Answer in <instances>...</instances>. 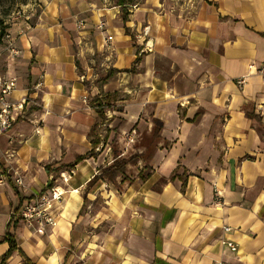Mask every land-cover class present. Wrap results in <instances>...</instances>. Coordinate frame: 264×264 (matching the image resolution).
<instances>
[{"label": "crops", "instance_id": "0c3cea01", "mask_svg": "<svg viewBox=\"0 0 264 264\" xmlns=\"http://www.w3.org/2000/svg\"><path fill=\"white\" fill-rule=\"evenodd\" d=\"M37 1L39 21L10 33L19 54L0 57V73L16 78L10 100H30L0 131V264L7 232L15 248L4 264H264V83L256 72L264 64V0H191L174 12L166 0H139L131 28L141 61L133 74L125 71L135 56L116 7L79 6L94 25L103 11L106 17L92 41L77 38L73 53L60 24H41L58 16L55 0ZM158 57L169 58L170 77L149 66ZM99 66L110 69L101 90H115L116 76L127 95L117 113L123 125L151 131L156 119L161 129L149 177L107 187V207L119 221L114 233L81 244L78 221L94 194L85 188L98 165L89 156L97 114L88 95L98 92ZM68 169L74 174L64 183L59 176ZM51 187L62 192L48 205L54 226L15 216Z\"/></svg>", "mask_w": 264, "mask_h": 264}, {"label": "rangeland", "instance_id": "374dc122", "mask_svg": "<svg viewBox=\"0 0 264 264\" xmlns=\"http://www.w3.org/2000/svg\"><path fill=\"white\" fill-rule=\"evenodd\" d=\"M190 1L191 0H166L165 6L170 12H174L173 7L185 11V4L190 3ZM138 2L139 0H89V3L79 4L75 3L74 0H61L60 2L55 0L54 4L57 3L55 7L58 16L56 14V17L53 16V19H44L45 21L41 24L54 26L55 24H60V27L57 29L62 30L63 32H58L62 38H65L72 48L73 53H75L77 38L81 35H88L90 36L88 37V40L92 41V39L96 38V31L94 28L96 27L95 29L99 31L102 30L105 24L103 19L106 17V13L103 11V14L99 16L98 22L94 25V20H92L87 13L80 11L79 6H83V4H93L91 7L98 6L99 8H104V10H111L113 7H116L121 26L124 29V33L129 37V43L135 56V60L131 62L129 68L125 69V71H130L133 74L137 71L139 60L141 61V58L138 57L139 33L137 30H132L131 28L132 21L137 19ZM121 3H123V5ZM38 4L37 0H0V21L2 22L1 25L6 27L4 30L5 35L0 41L1 45L9 39L12 41L10 33H12L14 27H17L21 23H26V25L31 26V22H33L34 25L39 21L38 18L41 15L42 10L37 6ZM30 14H34L35 16L29 19ZM123 18H126L125 24L123 23ZM79 19L87 21V25L84 29L81 28L83 25L78 23ZM124 26L127 28L125 29ZM55 35L57 34L55 33ZM6 36L9 38L6 39ZM110 39L111 37L107 36L105 40L109 41ZM12 42L14 44V41ZM109 45H105V47L109 48ZM100 49L101 47H99V50ZM100 51L104 53V55L105 52H107L106 50ZM100 51L95 53L92 57L97 65H99L101 57L103 58L104 56L99 54ZM3 54L4 53H2L0 57ZM74 57L76 62L77 56ZM148 64L158 75H162L164 78L170 77L171 71L169 58H151V62ZM98 68L100 73L98 77L93 80L95 87L98 88V92L92 96L89 94L88 101L95 112L98 107L96 106L98 102L101 103L99 108L102 106L104 108H101L102 114L96 113V121L89 133L90 139L98 141V144L95 147H91L89 155L94 159H98V165L96 169L97 172L94 176V183L85 188V191L93 190L94 194L91 200L85 198L81 210V216L78 221L79 229L82 234L81 244H84L85 242H95L97 244L100 236L104 237L105 234L114 233L119 221H117L116 212L111 210L110 207H107L106 202L109 197L107 187L121 189L125 184L133 182L135 178L140 180L139 175H142L144 179L149 177L151 168L148 164L147 153L144 152V146H148V148L151 147L150 149H152V146L154 145L153 141H150L151 131H147V128H138L136 124L126 127L123 125V120L117 113L122 110L121 102L119 101H123V98L127 97V95H123L122 89L119 86H116L118 81L116 76L113 77V72L108 75V78L113 77L111 82L113 83L115 90H109L106 92L101 90V86L103 82H105L104 73L110 71V69L101 70L102 68L100 66ZM22 99L25 101L22 107L24 109L26 103L30 100L27 95ZM29 105H32L31 102L28 103V107ZM132 130H135L139 136L135 138L134 143L129 145L126 136L130 134ZM144 142L146 143L144 144ZM115 160L124 161L125 166L122 169L123 172L121 174H117L114 180L109 181L103 170L110 167ZM79 249L80 245L71 248V251L74 253L78 252Z\"/></svg>", "mask_w": 264, "mask_h": 264}, {"label": "built area", "instance_id": "2783aa9c", "mask_svg": "<svg viewBox=\"0 0 264 264\" xmlns=\"http://www.w3.org/2000/svg\"><path fill=\"white\" fill-rule=\"evenodd\" d=\"M9 37L6 36V39ZM1 45V44H0ZM4 53L7 57L14 58L19 54V50L14 46L13 42L9 39L0 46V55ZM256 72L261 76V82L264 83V64L256 69ZM243 79L236 81L237 85H242ZM16 88V78L6 77L0 73V131H5L11 127L16 121L18 111H22L24 99L18 101L10 100V95ZM135 130H132L130 134L126 136L129 145L134 143ZM74 174L72 169L62 171L60 173V179L66 183L70 177ZM18 184H21L19 180H16ZM62 192L58 191L57 187L50 188V195L39 196L30 198L25 201L21 207L14 214L19 219L23 220L29 226H38L37 228L44 229L46 225L54 226V218L49 213V203L60 199ZM230 228L225 227L224 231L228 232ZM222 244L229 247L231 250H236L235 245L229 241L224 240Z\"/></svg>", "mask_w": 264, "mask_h": 264}, {"label": "trees", "instance_id": "16d2710c", "mask_svg": "<svg viewBox=\"0 0 264 264\" xmlns=\"http://www.w3.org/2000/svg\"><path fill=\"white\" fill-rule=\"evenodd\" d=\"M130 1V0H129ZM122 5H123V3H121ZM124 22H126V18H123V23ZM1 21H0V41H1V39H2V37L5 35L4 34V30H5V28L6 27H4V26H2L1 25ZM125 29H126V27H124ZM96 106H98L97 107V109H96V113L97 114H102V109L101 108H104L103 106L101 107V108H99V106H101V103L100 102H98L97 103V105ZM160 129H161V123L158 121V120H156V119H154L153 120V127H152V130H151V135H150V141L152 140L153 141V143H154V145L153 146H155V143L158 141V139H159V132H160ZM98 144V141L96 140V141H94V140H92L91 141V145H92V147H95L96 145ZM152 146V147H153ZM147 148H148V146H147ZM151 147H149L148 148V151H147V156H150V149ZM150 149V150H149ZM146 152V151H145ZM124 166H125V162L124 161H117V160H115L114 162H113V164L110 166V167H108L106 170H103V172L105 171V176H106V178L109 180V181H111V180H114V178L116 177V175L117 174H121L122 172H123V168H124ZM139 178L140 179H144V177L142 176V175H139ZM94 181H95V179H94V177L87 183V186H90L91 184H93L94 183ZM5 240H7L8 241V244H9V249L7 250V252L2 256V258H1V264H4V260H5V258L14 250V248H15V242H14V240L12 239V237H11V235H10V233L9 232H7L6 234H5ZM22 264H31L30 262H28V261H26L25 263H22Z\"/></svg>", "mask_w": 264, "mask_h": 264}]
</instances>
